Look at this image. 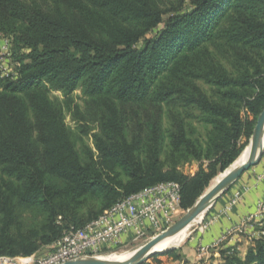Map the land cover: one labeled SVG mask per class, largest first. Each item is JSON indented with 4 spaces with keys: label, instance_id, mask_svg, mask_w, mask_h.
Wrapping results in <instances>:
<instances>
[{
    "label": "trees",
    "instance_id": "trees-1",
    "mask_svg": "<svg viewBox=\"0 0 264 264\" xmlns=\"http://www.w3.org/2000/svg\"><path fill=\"white\" fill-rule=\"evenodd\" d=\"M0 34L17 71L0 75V256L38 253L160 182L180 184L187 211L264 110V0H0ZM219 252L264 264V235L244 257Z\"/></svg>",
    "mask_w": 264,
    "mask_h": 264
},
{
    "label": "built area",
    "instance_id": "built-area-1",
    "mask_svg": "<svg viewBox=\"0 0 264 264\" xmlns=\"http://www.w3.org/2000/svg\"><path fill=\"white\" fill-rule=\"evenodd\" d=\"M9 63L14 65L13 69L9 67ZM16 74L12 40L0 34V75L15 78ZM260 179H264V174ZM241 196L242 191L237 190L229 209ZM182 211L180 184L174 181L160 182L120 199L84 226L67 229L59 240L49 246L50 252L46 255L35 253L30 256H0V264H59L81 257L97 256L102 250L116 248L127 239L137 241L162 232L174 224L175 218ZM263 214L264 198L258 202L257 210L248 222ZM262 225L264 221H261L260 226ZM240 230L242 229H230L212 246L199 247L198 261H202L211 248L219 247Z\"/></svg>",
    "mask_w": 264,
    "mask_h": 264
},
{
    "label": "crops",
    "instance_id": "crops-1",
    "mask_svg": "<svg viewBox=\"0 0 264 264\" xmlns=\"http://www.w3.org/2000/svg\"><path fill=\"white\" fill-rule=\"evenodd\" d=\"M264 174V153L257 165V169L247 177H242L238 186L232 188L215 208L213 221L210 228L203 233L199 239H196V249L191 246L182 250L181 260L175 263L180 264H222V258L219 250L224 248H233L245 256L248 247L252 244V239L259 237L258 227L261 221H264V214L252 222L248 219L257 210V205L264 198V179H260ZM237 190L242 191L241 199L229 209L228 199H232ZM242 229L236 231L232 237L223 243L217 250L211 248L202 261L197 259L199 247H210L218 241L222 235L230 229ZM194 244V242H192Z\"/></svg>",
    "mask_w": 264,
    "mask_h": 264
},
{
    "label": "rangeland",
    "instance_id": "rangeland-1",
    "mask_svg": "<svg viewBox=\"0 0 264 264\" xmlns=\"http://www.w3.org/2000/svg\"><path fill=\"white\" fill-rule=\"evenodd\" d=\"M38 2H40V4H42L44 7H48L49 5H52V0H37ZM10 38V37H9ZM12 40V38H10ZM15 62V61H14ZM9 67L11 69H13L14 65L9 63ZM15 69H16V63H15ZM201 84V83H200ZM50 96L51 98L56 101V102H59V103H62L64 100H65V97L64 95L62 94L61 91H57V90H51L50 92ZM73 98H74V101L76 104H79L82 108V110L85 109V99L86 97L83 95L82 93V89L79 88L78 90H76L73 94ZM245 111L242 112V115L244 116L245 115ZM65 122L67 124V126L74 130L77 134V137L80 135V132H79V125L80 123H78L77 121H75L73 119V116L70 112H67L65 113ZM93 129L95 128V124L91 123ZM200 133H204V130L200 128ZM252 139V137H251ZM250 139L248 145L246 146L249 147L252 143V140ZM85 140L87 143H89L92 147H93V143H92V139L90 136H86L85 137ZM80 145V144H79ZM245 148V149H246ZM259 164V163H258ZM257 164V165H258ZM198 165L199 163L197 162H193V163H190L189 165L187 166H184L183 167V170L186 172V173H194L197 171L198 169ZM257 165L255 166H252L251 168H249L247 171H245L242 176L239 178V180L233 184L231 186V188L225 193L223 194L214 204L213 206L205 213L202 221L199 223V224H195L191 229H190V233L188 234L187 238L184 240V242H182L179 246L177 247H173L179 254H182V250L184 248H187L189 246H191L192 248H195L196 249V239H199L200 236L205 233L209 228H210V224H211V221H213V216H214V212H215V208L217 207V205H219V203L221 201H224V197L227 195V193H229L233 187L235 186H238V183H240V180L241 178L244 176V177H247L250 173H253L255 169H257ZM225 172V171H224ZM222 172V173H224ZM222 173H219V175H221ZM231 198L228 199L227 201V205L230 204L231 202ZM186 213V211H182L180 214H178V216L175 218L174 220V223L179 220L184 214ZM26 217H29V216H26ZM170 227V226H169ZM168 229V228H166ZM164 229L162 232L160 233H156V234H152L150 236H154V235H157V234H161V233H165L164 231L166 230ZM260 235H264V231L262 230H259V236ZM146 237L145 239H140V240H137V241H132L131 239H127L123 242L122 245L116 247V248H113V249H110L108 250L106 253H112V252H119V251H124V250H129V251H132V250H135L138 248V246H141L143 245L145 242H147L148 238L150 237ZM145 241V242H144ZM194 242V244L192 243ZM223 244H221L219 247H221ZM219 247L217 248H213L215 250H217ZM129 248V249H128ZM170 250H173V249H168L167 251H170ZM102 251H105V250H102ZM101 251V252H102ZM163 252L161 253V255H158L156 257V259H154V256L150 257L147 262H156V261H160L161 264H180V263H175L176 260H174L171 256H169L168 254H166V252ZM48 252H50V249L49 247H42L40 249V251L38 252L39 255L43 256V255H46ZM210 252V251H209ZM100 254V253H99ZM98 254V255H99Z\"/></svg>",
    "mask_w": 264,
    "mask_h": 264
},
{
    "label": "water",
    "instance_id": "water-1",
    "mask_svg": "<svg viewBox=\"0 0 264 264\" xmlns=\"http://www.w3.org/2000/svg\"><path fill=\"white\" fill-rule=\"evenodd\" d=\"M252 138H255L256 141V148H257L256 154L250 160L246 161L243 165H241L234 172H232L226 179L222 181V183H220L218 187H216V189H214L207 195L203 194L179 220H177L173 225H171L168 229L164 231L166 232V234L164 235L163 240L182 230L197 216V214L201 210H203L207 206H208L207 209L208 211L213 206V204L223 194H225L233 184H235L239 180V178L242 176V174L245 171H247L249 168L257 165L260 162L264 153V110L260 114L257 120V124ZM165 251L167 250L164 251L153 250L138 255L136 257H133L131 259L122 260V261L121 260L107 261V260H100L97 258V256H86L59 264H143L147 262V260L150 257L156 254H161Z\"/></svg>",
    "mask_w": 264,
    "mask_h": 264
},
{
    "label": "bare ground",
    "instance_id": "bare-ground-1",
    "mask_svg": "<svg viewBox=\"0 0 264 264\" xmlns=\"http://www.w3.org/2000/svg\"><path fill=\"white\" fill-rule=\"evenodd\" d=\"M256 141L255 138H252V143L249 147H247L243 153L240 155V157L221 175L216 176L210 186L205 191V195L216 189L222 183L224 179H226L232 172H234L237 168H239L241 165H243L246 161L250 160L255 154H256ZM208 206L201 210L197 216L182 230L179 232L173 234L172 236L166 238L163 240L165 233L157 234L154 236H151L147 242H145L143 245L138 246L137 249L132 251H119V252H112V253H103L97 255V258L100 260H107V261H116V260H127L131 259L133 257H136L138 255H141L143 253L149 252V251H164L171 249L173 247L179 246L184 240L187 238L188 234L190 233V229L195 225L199 224L205 213L207 212ZM129 249V248H128Z\"/></svg>",
    "mask_w": 264,
    "mask_h": 264
}]
</instances>
